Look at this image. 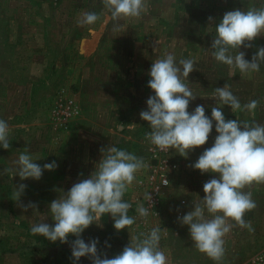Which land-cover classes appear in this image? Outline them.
I'll return each mask as SVG.
<instances>
[{
	"label": "rangeland",
	"instance_id": "obj_1",
	"mask_svg": "<svg viewBox=\"0 0 264 264\" xmlns=\"http://www.w3.org/2000/svg\"><path fill=\"white\" fill-rule=\"evenodd\" d=\"M261 7L264 0H147L141 17L113 20L102 0H0V119L8 122L11 144L0 148V264H74L75 235L69 234L67 243L51 242L31 227L41 215L43 222L55 223L49 203L88 178L101 149L112 145L142 157L148 166L136 173L123 196L133 225L116 230L111 215H104L81 234L85 242L99 238L101 258H113L159 226L168 264H264V182L242 189L256 203L243 217L252 230L228 218L233 226L224 237V256L213 260L196 248L177 217L201 202L204 183L218 176L190 166L212 146L215 128L205 145L184 157L151 144L146 136L151 129L140 117L153 94L149 69L172 53L196 62L186 80L197 95L190 112L204 105L210 116L215 88L226 85L242 105L258 101L254 112L234 113L225 105L226 119L264 124V62L259 71L244 73L218 62L210 48L215 32L209 20L219 22L233 9ZM85 12L98 14L94 25L79 23ZM251 44L240 49L249 60L264 46V35ZM24 152L41 166L53 160L59 166L45 170L39 180H21L14 161ZM21 183L27 187L19 199L15 193ZM148 192L153 201L145 199ZM30 202L37 207L25 210L22 205ZM141 205L148 208L147 217L139 215ZM75 264L92 262L81 257Z\"/></svg>",
	"mask_w": 264,
	"mask_h": 264
},
{
	"label": "clouds",
	"instance_id": "obj_2",
	"mask_svg": "<svg viewBox=\"0 0 264 264\" xmlns=\"http://www.w3.org/2000/svg\"><path fill=\"white\" fill-rule=\"evenodd\" d=\"M110 11L113 20L139 18L147 11V0H102ZM99 19L96 12H85L80 24L94 25ZM214 26L215 36L211 49L213 57L223 64L238 69L241 73L259 71L264 62V46L257 48L252 59H246L241 47L250 48L251 42L264 35V7L248 10L227 11L219 22L209 17ZM235 53V54H234ZM194 59L181 58L168 53L155 60L148 72V87L153 94L146 100L147 108L140 112L142 120L147 121L151 131L146 134L149 142L161 150L175 149L187 157L190 150L205 145L215 128L217 135L211 147L205 148L198 159L190 166L203 173H217L203 185L205 195L201 202H193L190 211L177 219L181 225L188 226L191 240L196 248L213 260L219 261L225 253L224 237L231 231L234 220L241 227L252 230L244 220V214L256 207L251 192L242 189L253 182H264V124L255 121L242 122L226 119L222 109L230 106L232 112L247 110L254 112L257 100L242 105L240 100L226 85L215 88L213 99L216 106L211 115H206L204 105L188 110L197 95L186 83L189 74L196 69ZM121 130L124 127L119 126ZM8 122L0 119V148L11 147ZM102 158L91 175L74 183L63 195L48 205V215L54 224L43 222L44 216L31 227L33 234H39L51 242L59 240L67 243L69 234L77 238L71 243V254L75 262L88 257L92 264H168L166 254L160 250L161 228L154 227L142 240L129 243L113 258H101L97 245L99 238L88 242L81 234L91 224H100L104 215H111L116 230L128 228L135 222L128 215L131 205L123 199L128 187L136 180V173L148 165L142 157L112 145L101 149ZM29 153H21L16 165L15 176L21 180H39L45 170L52 171L59 165L53 160L42 166L36 163ZM26 184L16 187L20 199ZM145 199L152 200L150 192ZM36 208L30 202L22 205ZM140 216L147 217L148 208H137ZM207 212L208 215L205 213ZM108 245V242L105 241Z\"/></svg>",
	"mask_w": 264,
	"mask_h": 264
},
{
	"label": "built area",
	"instance_id": "obj_3",
	"mask_svg": "<svg viewBox=\"0 0 264 264\" xmlns=\"http://www.w3.org/2000/svg\"><path fill=\"white\" fill-rule=\"evenodd\" d=\"M159 150H161V149H159ZM161 183L164 185H166L167 184V179H163L162 181H161Z\"/></svg>",
	"mask_w": 264,
	"mask_h": 264
}]
</instances>
